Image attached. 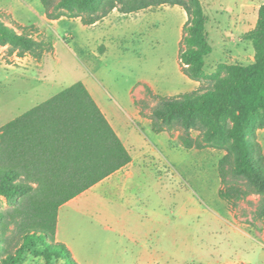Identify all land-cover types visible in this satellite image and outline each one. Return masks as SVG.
I'll return each mask as SVG.
<instances>
[{
	"label": "rangeland",
	"instance_id": "374dc122",
	"mask_svg": "<svg viewBox=\"0 0 264 264\" xmlns=\"http://www.w3.org/2000/svg\"><path fill=\"white\" fill-rule=\"evenodd\" d=\"M136 1L144 3L151 0ZM152 1L154 7L144 10L155 11L127 18L107 32L110 37L105 44L107 52L100 55V59L92 60L89 69H86L79 63L81 57L70 55L63 49L62 43H58L54 51L52 34L47 26L42 29L41 25L33 24L40 21L43 12L46 14L40 0H0V20L18 34L42 44L40 49L23 55L8 45H0V127L84 77L96 75L106 93L111 95L110 100L116 94L122 101L126 111L124 124L136 148L132 152L134 160H143L138 151L141 147L156 150V172L163 180L147 194L151 201V212L148 214L151 222L145 212L134 220L140 229L149 226L150 244L170 252L179 263L205 257V260H219V264H264V245L261 242L264 225L262 220L254 217L258 197L250 196L247 201H239L236 206L230 207L218 196L219 177L212 168L216 157H209L205 153L197 158L177 150H190L185 149L179 140L182 133L179 124L166 131L171 138L168 144L162 137H156L148 125L132 120L135 107L128 93L129 85L140 83V88H143L148 84L161 94L189 91L178 62L179 51L183 48L180 43L181 24L186 15L181 7L173 4L186 3L187 0ZM111 2L106 0L102 13L97 16L104 17L110 13L113 10L109 8ZM199 2L205 22L204 33L211 48V53L204 58V78L196 90L202 92L215 88L217 74H225L222 66H247L254 62L252 42L246 40L244 35L255 27L258 9L264 0ZM114 5L119 11L120 5ZM160 6L165 8L160 10ZM65 17L72 18L68 15ZM90 17L91 14L86 12L78 18L82 21V18ZM72 33L80 39L79 29H73ZM54 57L60 62H52ZM53 65L59 69L57 76L54 75L56 70ZM91 79L94 80L92 76ZM185 94L165 98L179 100ZM139 100L141 103L137 107L148 119L152 110L162 105L159 99L149 97L145 91ZM259 130L256 131V140ZM190 135L193 139L199 137L201 140L197 129L192 130ZM262 142L264 145V140ZM201 144L204 146L201 150L213 149L203 141ZM215 150L221 154V158L225 155L223 149ZM9 208L10 205L0 198V211ZM37 223L32 218L0 222V264L8 260V254H18L17 249L22 248V232L36 228ZM17 264L63 263L45 261L41 247L30 243L23 248Z\"/></svg>",
	"mask_w": 264,
	"mask_h": 264
},
{
	"label": "trees",
	"instance_id": "16d2710c",
	"mask_svg": "<svg viewBox=\"0 0 264 264\" xmlns=\"http://www.w3.org/2000/svg\"><path fill=\"white\" fill-rule=\"evenodd\" d=\"M50 20L62 16L80 17L84 24L101 17L106 0H40ZM131 14L154 7L153 1L112 0L110 9ZM181 7L187 21L182 28L179 51L181 72L190 80L204 78V58L211 53L204 33L199 0L173 3ZM66 13V14H65ZM252 42L254 62L247 66L224 65L215 88L185 94L182 99L165 98L144 86L146 95L161 101L150 115L153 132L182 127L179 136L185 149H223L217 170L222 184L218 195L230 207L257 196L254 217L264 225V154L256 131L264 130V3L259 7L255 27L244 35ZM0 45L20 55L33 53L41 43L18 34L0 20ZM140 100L135 101L139 106ZM143 116L142 110H140ZM201 140L193 139L192 130ZM131 157L95 101L78 82L0 127V198L10 208L0 211V222L32 218L36 228L22 232L17 253L8 254L4 264H17L23 248L36 243L45 261L77 264L68 247L56 242L60 207L106 177L125 167ZM251 203V202H248Z\"/></svg>",
	"mask_w": 264,
	"mask_h": 264
},
{
	"label": "crops",
	"instance_id": "0c3cea01",
	"mask_svg": "<svg viewBox=\"0 0 264 264\" xmlns=\"http://www.w3.org/2000/svg\"><path fill=\"white\" fill-rule=\"evenodd\" d=\"M163 8L165 7L160 6L158 9ZM151 11L155 10L148 9L138 13L123 14L117 9H113L93 24H84L78 17L67 18L62 16L50 20L43 12L40 15V21L33 24L36 26L41 25L40 28L42 27V29L48 27L52 34L54 51L57 44L62 43L64 50H67L72 56L81 57L79 63L89 69L88 65L92 60L100 59V55L107 52L105 44L110 39L109 34H107L109 30L121 24L127 18ZM186 21L187 15L181 24V30ZM75 28L81 32L80 39H77L72 33ZM54 38L56 41H54ZM55 60L60 62V59L57 60L56 57L52 62H55ZM178 62L181 72L179 57ZM53 69L56 70L54 75L59 73V69L54 65ZM182 75L189 91L161 94L158 89L148 84L146 86L154 94L164 97H172L199 89V82L190 80L183 73ZM91 76L94 80L91 79ZM80 82L83 83L123 143L131 157V162L60 207L56 225V242L63 243L68 247L73 260L77 264H219V260H205V257L179 263L170 252L168 253L161 247L150 244L149 231L151 230H149V226L144 227L145 230H143L135 225V218L141 217L142 213L145 212L146 217L149 218L151 201L147 194L163 180L156 172V150L152 147L139 148L138 151L141 152L143 160L136 162L132 155L136 148L133 145V137L124 124L123 117L126 115V111L122 107L119 95L115 94L111 101V95L106 93L102 81L97 79L96 75H88ZM139 84L133 83L128 88L131 102L135 107L132 120L142 125H148L152 131L150 119L143 117L139 108L135 105V101L144 95V87L140 88ZM127 116L131 118L130 115ZM153 133L156 137H162L168 144L170 143L171 138L167 132ZM263 140L264 130H259L257 141L264 152ZM177 150L184 151L187 155L192 154L197 158L204 156L205 153L209 157H216V162H212V168L218 174L217 166L221 154L216 153L215 149L184 150L181 148ZM220 185L219 178L218 192L221 188ZM148 221L151 222V219L149 218ZM229 224L236 230L230 220ZM261 242L264 245V234L261 236Z\"/></svg>",
	"mask_w": 264,
	"mask_h": 264
},
{
	"label": "built area",
	"instance_id": "2783aa9c",
	"mask_svg": "<svg viewBox=\"0 0 264 264\" xmlns=\"http://www.w3.org/2000/svg\"><path fill=\"white\" fill-rule=\"evenodd\" d=\"M24 58H26V57H24ZM19 59H21V58H19Z\"/></svg>",
	"mask_w": 264,
	"mask_h": 264
}]
</instances>
